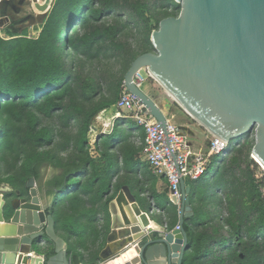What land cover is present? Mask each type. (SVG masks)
Returning a JSON list of instances; mask_svg holds the SVG:
<instances>
[{"label": "water", "instance_id": "95a60500", "mask_svg": "<svg viewBox=\"0 0 264 264\" xmlns=\"http://www.w3.org/2000/svg\"><path fill=\"white\" fill-rule=\"evenodd\" d=\"M54 1L46 0L38 20L47 16ZM174 1L180 5L178 15L159 21L150 36L153 50L137 55L125 72L127 90L166 133V115L133 82L136 73L146 70L210 135L231 141L253 132L251 155L264 166V0ZM26 188L0 203V264L9 263L7 254L15 256V264H72L67 241L57 233L51 213L57 189L49 194L33 177ZM179 190L180 201L172 198L178 206L174 228L148 230L147 213L136 202L137 210L128 204L119 225V251L98 264H116L118 257L121 264H183L188 247L184 222L194 210L191 186L184 179ZM3 192L0 187V195ZM110 207L117 212L114 201ZM47 242L51 251L44 249ZM131 249L134 254L129 255Z\"/></svg>", "mask_w": 264, "mask_h": 264}, {"label": "rangeland", "instance_id": "374dc122", "mask_svg": "<svg viewBox=\"0 0 264 264\" xmlns=\"http://www.w3.org/2000/svg\"><path fill=\"white\" fill-rule=\"evenodd\" d=\"M38 1L40 4L34 5L33 0H19L18 2L0 0V37L8 40L25 34L28 38H36L47 17L43 16L40 18L41 21L38 20V16L46 7V0ZM22 5H25L27 10L22 9ZM109 5L110 8L107 7ZM95 6L104 10L99 18L93 19L90 16L83 26L81 22H77L75 30L68 29V31L72 36H81L96 28L102 32L110 29L114 32L113 36L104 32L103 37L93 44L86 56L78 55L63 44V34L59 37L58 45L67 72L62 79L70 75L77 92L73 101L71 97H75L74 95L66 96L63 101L64 110L68 111L72 117L66 119L64 112L60 110L50 116L39 115L41 125L51 128L54 139L52 145L37 149L25 137L26 126L24 124L14 125L16 136L13 149L5 148L4 152L0 151L2 156L0 158V178L12 176L18 180V172L23 171L29 157L34 154L51 158L57 163L73 160L84 161L85 156L79 152L78 145V140L83 133V115L79 114L76 106L82 105L88 108L93 103L99 104L112 99L115 92H119V82L122 77L124 78L129 67L128 63L133 56L146 49L153 50L150 36L152 31L158 28L159 20L168 15L177 16L180 11V5L174 0L173 3L167 0H93L87 5L84 15L89 16L90 7ZM141 74L146 78L145 70L142 69ZM142 89L158 102V106L172 124L186 125V131L188 127H193L199 139L203 141L211 139L209 133L186 114L155 80H146ZM83 91L88 93L89 100H87V95L82 94ZM118 98L92 118L91 127L85 135L88 141L86 150L95 160L90 166L89 174L95 166L98 169L105 166L107 163L103 154L105 152L112 169H119L118 176L113 179V185H116L118 179L126 181L136 177L137 185L142 187L143 193L145 195L147 193L146 196H152L154 189L149 183L151 181L147 175L149 170L140 167L133 175L125 171L124 157L121 152L126 151L128 143L140 148V137L138 131H133L127 142H121L122 133L128 130V126L123 121L122 123L119 121L120 127L116 126V120L122 119L125 115L124 111L116 106ZM74 103L75 106L71 107ZM112 132L116 135L122 134L116 137L114 144L107 141L108 135ZM230 143L224 156L213 158L208 170L209 178L206 179L212 180L211 177L217 168L219 172L217 175H221L222 181L220 184L217 183L216 176L213 187L210 189L207 185L202 193L198 192L195 199L198 216L190 224L195 232L210 235L208 243L210 251L196 264H241L243 260L246 261L253 257L255 253L263 258V260L258 259L259 264H264V230L258 228L257 214L252 208L253 202L246 188L249 171L258 180L264 177V169L251 155L254 133L250 132L242 137L234 138ZM236 143L239 144L238 147H235ZM137 154L142 159L143 154L140 150ZM44 166L40 170L41 176L38 183L45 178ZM2 185L7 188L10 184L2 182L0 187H3ZM10 186L13 188L12 185ZM21 186L25 185L21 183ZM138 186L133 189L135 192L138 191L136 189ZM128 190L129 187L124 185L122 192L124 191L126 198L132 201L133 197ZM86 198L89 203H85V206H82L85 209L79 213L86 212L88 206L93 210L98 208V205L91 203L89 195ZM67 207L65 202L59 204V213L64 216V220L75 221L76 212L73 214L67 210Z\"/></svg>", "mask_w": 264, "mask_h": 264}, {"label": "trees", "instance_id": "16d2710c", "mask_svg": "<svg viewBox=\"0 0 264 264\" xmlns=\"http://www.w3.org/2000/svg\"><path fill=\"white\" fill-rule=\"evenodd\" d=\"M167 1L173 3V0ZM92 2L93 0H55L36 38H28L25 34L8 40L0 37V151L4 152L5 148L7 150L13 149L16 136L14 125L24 124L26 126L25 137L37 149L52 145L54 139L51 128L41 125L39 115L50 116L55 111L60 110L64 112L63 114L66 119L72 117L68 111L64 110L63 101L66 96L70 95L75 96L71 97V100H74L77 92L70 75L64 80L62 79L67 72L58 45L59 37L63 34V44L70 47L78 55L86 56L93 44L103 37L104 32H108L110 36L114 35V32L110 29H105L102 32V30L96 28L90 33H85L81 36H72L71 32L68 31V29L75 30L74 27L77 22H81L83 26L90 16L93 19H97L102 15L104 10L96 6L90 7L91 14L89 16L84 15L87 5ZM107 7L110 8V5ZM147 51H150V49H146L140 52V54ZM136 56L134 55L131 60ZM131 60L128 65H130ZM122 82L123 77L119 82V86ZM82 94L87 95V100H89L87 92L83 91ZM119 94L120 87L119 92L116 91L112 99H107L99 104L93 103L88 108L82 105L76 106L79 114L83 115V133L78 140V145L79 152L85 156L84 161L73 160L57 163L53 162L51 158L34 154L29 157V161L24 165L23 171L20 170L18 172V180H16V177L11 176L0 178V183L6 182L12 185L13 189L20 191L21 188L25 187L21 186V183L26 185L29 178L33 177L36 181H39L41 168L45 164H49L58 171L45 182L47 187L57 189L58 191L51 209L53 217H56L54 208L56 206L59 207V204L62 202L68 205V211H71L73 214L76 212V216L81 215L82 213L79 212L85 208L82 207L85 206V203H89L86 198L89 195L92 204H96L98 207L101 206L94 210L90 209L89 212L92 214V218H96L97 214L102 211L105 218V228L108 232L110 219L108 212L109 202L115 198L117 192L124 185L133 190L138 186V180L136 177L127 179L126 181L118 179L116 185H113V179L118 176L119 169H112L108 162V155L105 152H103L107 159L105 166L102 169H98L95 166L91 174H89L90 166L94 164L95 160L88 150H86L88 141L85 135L91 127L92 118L99 111L113 104L119 97ZM155 102L158 104L156 100ZM73 106H75V103L71 105V107ZM116 121V126H121L119 121L121 123L123 121L128 126V130L122 133L121 142H127V139L129 136H132L134 130L138 131L140 135L144 132L132 119H125L123 117ZM122 134L116 135V133L112 132L108 135L107 141L114 144L117 140L116 137H120ZM138 150L141 151V147L136 148L128 143L126 151L123 150L121 152L124 157L125 171L127 173L130 172L131 175L136 174L140 167L147 169L146 164L138 157ZM210 165L199 179L187 182L191 186L189 198L194 215L184 222V229L188 236V247L183 257V264H196L198 260L210 251L208 248L210 235L195 232L190 224L198 216V208L195 207V199L198 192L201 191L202 193L205 187L207 188V185L211 189L216 176L218 178L217 183L220 184V181H222L221 175H217L219 174L217 168H215V172L211 177L212 180H206L209 178L208 170ZM149 173L147 175L152 179V175ZM246 188L253 202L252 208L257 214L256 221L258 228L264 230V177L258 180L249 171ZM136 189L139 192L142 190V187L138 186ZM137 192L134 194V199L138 203H142ZM156 197L158 196L156 195ZM164 197L166 202L172 204L166 194ZM71 229L75 230L74 228ZM93 232L97 236L96 232ZM240 256L242 257L243 255L241 254ZM70 257L72 264H79L82 259L78 251L73 252ZM259 258L263 260L262 257H258L255 253L253 257L248 258L246 261L243 260L241 264H259Z\"/></svg>", "mask_w": 264, "mask_h": 264}, {"label": "built area", "instance_id": "2783aa9c", "mask_svg": "<svg viewBox=\"0 0 264 264\" xmlns=\"http://www.w3.org/2000/svg\"><path fill=\"white\" fill-rule=\"evenodd\" d=\"M18 1L16 0V2ZM36 3L40 4L38 0H33L32 4ZM22 9L27 10L25 5H22ZM145 73L146 78L141 74V70L133 76V82L139 89H142L146 80L152 79L146 70ZM116 106L124 111L123 117L132 119L142 126L144 132L140 140L141 153L150 172L164 178L168 189V198L171 202L172 198L180 201V179H184L186 184L188 181L193 182L199 179L211 164L213 157L224 156L226 149L230 146V141H222L210 134L211 139L203 141L195 134L186 131L185 127L172 124L167 118L165 133L140 101L127 90L124 82L120 85ZM236 146L238 147L239 144L236 143ZM149 203L150 213L154 210L158 211L155 209L152 199L149 200Z\"/></svg>", "mask_w": 264, "mask_h": 264}, {"label": "crops", "instance_id": "0c3cea01", "mask_svg": "<svg viewBox=\"0 0 264 264\" xmlns=\"http://www.w3.org/2000/svg\"><path fill=\"white\" fill-rule=\"evenodd\" d=\"M125 119H128V118H125ZM138 126L141 127V129L143 131L142 126H140V125H138ZM182 126L186 127V125H182ZM188 131L191 133H194L198 137V135L195 133L193 127H188ZM139 137L141 140L143 137V133H142V135L139 134ZM140 147H141V145H140ZM141 150H142V147H141ZM143 158L144 157H142L141 160L146 164L147 170H149L148 164L145 161V159H143ZM45 165L46 166H44V168H43L45 178L41 181V185L43 188H48L49 194H53L54 189L47 187L45 185V182L47 179L51 178L54 173H56L58 171L55 170L54 168H52L49 164H45ZM149 174L152 175V179L149 183H150L151 188L154 189V193L152 196H146L147 193L145 195L143 193V191L140 190L139 192H137V194H139V197H140L142 203H138L134 199V194L136 192L129 188V190H128L129 194L133 197V198H131L132 201H129L126 198L127 197L126 194L123 193L124 191L122 192V189H123V187H122L117 192L115 198L109 202L108 212H109L110 219H109V230H108V232L106 231V228H105V226H106L105 225V218L103 216L102 211H100L97 214L96 218H92V214H90V212H89L90 209H92V208L90 206H88V207H86L87 211L82 213L81 215L76 216L75 221H69L68 219L64 220V216L61 213L57 214V209L59 207L56 206L54 208V212H56V217H55V219H56V231L60 236H62L67 241L69 255H71L73 252H77V251L80 253L82 259H81V262L79 264L102 263V262L106 261L107 259L113 257L114 255H116L118 253L119 246H117V249L115 248L116 250L115 249L110 250V252H108V247L110 244V237H111L112 232L115 231L117 234H118V232L120 234L122 231V228H120L119 225H120V220L121 221L123 220L121 218L124 217L122 215L123 212H126L125 211L126 205L123 206V212H122L119 204L117 203L118 197L121 193H123L124 197L126 198V200L129 203L136 202V204H138L140 209L147 213V215L151 221V226H150V228H148V230H155V229H158L159 226H164V225L166 226V229L170 230L176 226L177 221H178V206L173 204L170 200L169 201L172 204H169L168 202H166L164 195L166 194L168 197V189H167V185H166L164 178L156 176V175L152 174L151 172ZM2 186L4 187V185H2ZM9 187L6 188V186H5L3 188L4 192H3V195H0V201L5 200V201L9 202L12 199H14V192L18 191V189H13L10 185H9ZM20 191H22L23 193L26 192L27 191L26 185L24 188H21ZM156 195L158 197H156ZM150 199H152L154 201V204L156 207L155 209H157L158 211L154 210V212L150 213V210H151L150 203H149ZM54 201H55V198L54 199L52 198V200H51L52 205H53ZM112 201H114V203H115V207L117 210L116 213H114L111 210L110 204ZM100 207L101 206H99L98 208H100ZM117 213H119V214L121 213L119 218L118 217L116 218L115 214H117ZM150 215H153V216L151 217ZM71 228H74L75 230H73ZM93 231L96 232L97 236L94 234ZM44 249H45V251H51L52 245H50V243L47 242L44 246ZM6 259H7V261H9L8 264H15V256L13 254H7Z\"/></svg>", "mask_w": 264, "mask_h": 264}, {"label": "bare ground", "instance_id": "6f19581e", "mask_svg": "<svg viewBox=\"0 0 264 264\" xmlns=\"http://www.w3.org/2000/svg\"><path fill=\"white\" fill-rule=\"evenodd\" d=\"M151 77H153V79L161 86V84L157 81V79H155V77L153 76V75H151ZM162 87V86H161ZM163 89V88H162ZM163 91H165L164 89H163ZM167 93V92H166ZM169 94V93H168ZM170 95V94H169ZM183 109V108H182ZM183 111L186 113V114H188L184 109H183ZM189 115V114H188ZM191 118H193L191 115H189ZM197 122V121H196ZM198 123V122H197ZM198 125L200 126V127H202L203 129H205L200 123H198ZM256 158V157H255ZM256 161L258 162V164H262L257 158H256ZM261 166H263V164L261 165ZM263 169H264V166L262 167ZM124 193V192H123ZM123 193H121L120 195H119V197H118V200H117V203L119 204V206H120V209H121V211L123 212V206H125V205H130L131 204V206L133 207V209H135V210H137V206L134 204V203H129L127 200H126V198L124 197V195H123ZM0 203H1V201H0ZM118 207V206H117ZM118 209V208H117ZM117 211V210H116ZM120 211V210H119ZM121 214V213H120ZM120 214L119 213H117V214H115L116 215V218L118 217H120ZM122 215H125V213L123 212V214ZM125 217V216H124ZM121 219H123V218H121ZM149 225H151V221L149 222ZM118 230V229H117ZM121 234H119V232H118V234L115 232V234L113 235V237H112V239H111V241H110V244H109V247H108V252H110V250H114L115 248L117 249V246H119V244H121ZM115 249V250H116ZM119 250V249H118ZM129 255H132V254H134V249H131L129 252ZM121 261H122V258L121 257H118V258H116L115 259V261H114V263H116V264H121Z\"/></svg>", "mask_w": 264, "mask_h": 264}]
</instances>
